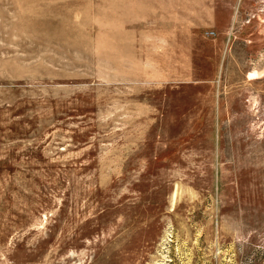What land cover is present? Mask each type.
I'll list each match as a JSON object with an SVG mask.
<instances>
[{"label":"rangeland","instance_id":"rangeland-1","mask_svg":"<svg viewBox=\"0 0 264 264\" xmlns=\"http://www.w3.org/2000/svg\"><path fill=\"white\" fill-rule=\"evenodd\" d=\"M0 264H264V0H0Z\"/></svg>","mask_w":264,"mask_h":264}]
</instances>
